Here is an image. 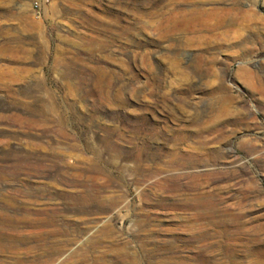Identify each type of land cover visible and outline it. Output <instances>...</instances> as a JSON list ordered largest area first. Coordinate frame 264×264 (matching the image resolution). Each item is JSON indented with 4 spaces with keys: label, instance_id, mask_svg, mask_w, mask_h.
<instances>
[{
    "label": "rangeland",
    "instance_id": "1",
    "mask_svg": "<svg viewBox=\"0 0 264 264\" xmlns=\"http://www.w3.org/2000/svg\"><path fill=\"white\" fill-rule=\"evenodd\" d=\"M263 79L264 0H0V264H264Z\"/></svg>",
    "mask_w": 264,
    "mask_h": 264
},
{
    "label": "bare ground",
    "instance_id": "2",
    "mask_svg": "<svg viewBox=\"0 0 264 264\" xmlns=\"http://www.w3.org/2000/svg\"><path fill=\"white\" fill-rule=\"evenodd\" d=\"M217 10V9H216ZM215 10V11H216ZM226 11V10H225ZM209 12V9H205V8H194V9H190L189 11H178V12H170V14L172 15V17H174V19L176 18V19H179V18H181L182 16H185L184 18H188V16H190L191 18H194L195 16H200V15H203V14H205V13H208ZM218 12V11H217ZM226 13V12H225ZM169 14V15H170ZM209 14V13H208ZM169 17V16H168ZM195 18H197V17H195ZM175 19V20H176ZM182 19V18H181ZM198 19V18H197ZM183 20H185V19H183ZM188 20H191L190 18L189 19H187V21ZM176 23V22H175ZM174 23V24H175ZM182 23V22H181ZM180 23V24H181ZM173 24V25H174ZM245 68V67H244ZM243 72H245V74H246V76H245V78L247 79V81L250 83V85L251 84H254L255 85V83H254V78L253 77H255V74H254V72H252L251 71V69H249V68H246V69H244V71ZM245 74H243V75H245ZM257 76V75H256ZM260 76V75H259ZM259 80V82H260V84H262L261 86H263V81H262V79L260 78V77H257ZM264 80V79H263ZM259 84V83H258ZM253 85V86H254ZM251 87V86H250ZM254 88H255V86H254ZM260 91V90H259ZM261 91H263L264 92V87H262V89H261ZM264 94V93H263ZM139 155V154H138ZM140 163V162H139ZM99 200V199H98ZM100 202V201H99ZM200 202V201H199ZM199 202L197 203V204H199ZM199 206V205H198ZM217 208V207H216ZM227 223V222H226ZM230 223V222H229ZM231 224V223H230ZM239 228V227H238ZM237 244V243H236ZM234 246V245H233ZM233 246H232V248H231V246H230V248L231 249H233ZM229 248V251L231 250ZM234 250V249H233ZM232 250V251H233ZM253 251V253L254 254H256L257 256H259V254H260V251L259 250H252ZM256 258V257H255ZM259 258V257H258ZM136 263L138 262L137 261V257H135V260H134ZM203 261L204 262H208L209 261V258H205V259H203ZM258 262H259V259L257 260ZM256 261V262H257ZM161 262H162V264H164L165 263V259H162L161 260ZM254 262V261H253ZM257 262V263H258ZM260 263V262H259ZM262 263V262H261ZM151 264H154L153 262L151 263Z\"/></svg>",
    "mask_w": 264,
    "mask_h": 264
}]
</instances>
